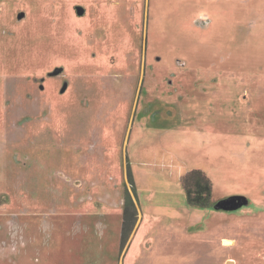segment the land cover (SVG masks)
Segmentation results:
<instances>
[{"label": "rangeland", "instance_id": "374dc122", "mask_svg": "<svg viewBox=\"0 0 264 264\" xmlns=\"http://www.w3.org/2000/svg\"><path fill=\"white\" fill-rule=\"evenodd\" d=\"M84 193L121 208L87 239ZM229 259L264 264V0H0V264Z\"/></svg>", "mask_w": 264, "mask_h": 264}, {"label": "trees", "instance_id": "16d2710c", "mask_svg": "<svg viewBox=\"0 0 264 264\" xmlns=\"http://www.w3.org/2000/svg\"><path fill=\"white\" fill-rule=\"evenodd\" d=\"M133 179V177L131 176ZM182 183L187 192L188 199L193 204H206L210 199L213 183L211 178L202 169H192L182 177ZM133 193L128 187L124 195V220H123V240L124 244L128 241L134 223L138 220V209Z\"/></svg>", "mask_w": 264, "mask_h": 264}, {"label": "crops", "instance_id": "0c3cea01", "mask_svg": "<svg viewBox=\"0 0 264 264\" xmlns=\"http://www.w3.org/2000/svg\"><path fill=\"white\" fill-rule=\"evenodd\" d=\"M72 8V13L74 14L73 15V17H75V18H79V17H83V14L82 13H80V7H78L77 5L75 6H72L71 7ZM94 194V193H93ZM104 196H103V194H101L98 198H95V197H93V196H88V195H85V193H84V195H81L80 196V198H79V200H78V206H80V208L83 210V212L85 213V214H83V216L84 217H87L88 218V220L89 221H91L92 219H94V223H92L91 225H89L88 226V228L86 229V228H84L83 230H81V231H79L78 233H80L81 235H84V237L86 238V233H88L93 227V225H98V224H103V222H104V216L105 217H107L108 215H109V212L111 211V210H109L110 208L111 209H113V207L114 208H120L119 207V205H118V202H117V204L115 203L114 204V206H111V207H109V206H107L105 203H103V202H100V201H102V199H105V197L103 198ZM139 199V198H138ZM90 200H93V201H90ZM88 202H91V205L90 206H88ZM239 204H247V199H246V197H245V200H241L240 202H239ZM205 205V204H204ZM118 206V207H117ZM239 206H241V205H239ZM121 209V208H120ZM122 209H123V206H122ZM141 209V208H140ZM122 211V213L121 214H123V212H124V209L123 210H121ZM32 213H34L35 215H32V214H30V216L32 217L31 219H28L27 218V221H25L24 223L22 222V225H24L25 226V229L27 230L29 227H38V228H42V226H41V224H39V221H40V216H39V212L38 211H35V210H33L32 211ZM140 214H141V211H140V213H139V217H140ZM22 216H23V214H22ZM122 218H123V215H122ZM139 219V218H138ZM23 220V219H22ZM122 225H123V220H122V223H121V228H120V230H119V232H120V234H121V232H122ZM24 230V229H23ZM26 230H25V232H26ZM104 232V231H103ZM137 232H138V230H137ZM131 236L129 237V239H131V244H132V242H133V240L135 239V235H136V231L135 232H132L131 234H130ZM88 238V237H87ZM86 238V239H87ZM128 239V242L130 241ZM223 242H222V244L223 243H225V242H227L228 240L227 239H232V237H228V236H224L223 238ZM232 240H234V243L233 244H235L236 243V239L234 238V239H232ZM232 244V245H233ZM227 245V244H226ZM228 258H231V257H228ZM231 259H229V261H230ZM235 263V262H234Z\"/></svg>", "mask_w": 264, "mask_h": 264}, {"label": "bare ground", "instance_id": "6f19581e", "mask_svg": "<svg viewBox=\"0 0 264 264\" xmlns=\"http://www.w3.org/2000/svg\"><path fill=\"white\" fill-rule=\"evenodd\" d=\"M227 240H228V241L225 242V244H227V245H230V244H233V243H234V240H232V239H227ZM229 262H230L231 264H234L235 261L231 259Z\"/></svg>", "mask_w": 264, "mask_h": 264}, {"label": "water", "instance_id": "95a60500", "mask_svg": "<svg viewBox=\"0 0 264 264\" xmlns=\"http://www.w3.org/2000/svg\"><path fill=\"white\" fill-rule=\"evenodd\" d=\"M83 12V9H80V13H82ZM243 200H245V198H243ZM234 200L233 199H229V203H232ZM224 204V203H223ZM225 204H227L226 202H225ZM239 205H241V204H239Z\"/></svg>", "mask_w": 264, "mask_h": 264}, {"label": "flooded vegetation", "instance_id": "af4514ba", "mask_svg": "<svg viewBox=\"0 0 264 264\" xmlns=\"http://www.w3.org/2000/svg\"><path fill=\"white\" fill-rule=\"evenodd\" d=\"M20 10H21V13L24 14V13L22 12V9H20ZM20 20H21V19H20ZM21 21H22V20H21Z\"/></svg>", "mask_w": 264, "mask_h": 264}]
</instances>
